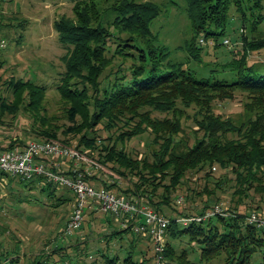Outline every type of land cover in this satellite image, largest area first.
Returning a JSON list of instances; mask_svg holds the SVG:
<instances>
[{
  "label": "trees",
  "instance_id": "16d2710c",
  "mask_svg": "<svg viewBox=\"0 0 264 264\" xmlns=\"http://www.w3.org/2000/svg\"><path fill=\"white\" fill-rule=\"evenodd\" d=\"M74 1L76 19L62 18L55 24L60 43L68 48L63 57L66 69L59 86L60 93L71 104L67 113L73 125L63 131L66 137L60 141L59 127L52 126L46 117L40 115L39 112L45 108L47 88L33 80L12 78L8 82L16 98L10 103L0 97L1 115L7 111L17 115L24 108L33 113L34 122L30 130L37 133V137L43 138L42 141L55 139L63 145L68 144L80 151L85 150L86 153L101 146L103 153L100 154V160L112 173L115 174L113 170H116L118 176L126 179L123 181L126 188L118 181L109 182L96 172L89 174L81 171L84 178L92 186L105 187L117 195L136 198L140 203L170 218L172 222L166 236L168 257H176L178 261L187 260L184 251L177 253L172 240L189 237L191 241L200 242V239H203V248L199 260L193 259L191 263L186 264L212 261L223 250L227 255L229 251H235V264H252L254 256L260 252L258 248L264 246V225L250 223L248 219L253 212L262 215L261 212L246 213L241 212L238 206L224 207L225 215L212 216L202 222H192L185 226L177 222L176 218L204 216L217 202L205 205L196 200L195 211L188 213L178 210L176 214H165L164 210L170 207L175 199L177 205L184 202L183 197H177V193L189 172L195 173L198 178H204L208 184H214L216 194L225 190L228 183H232L233 196L239 197V204L243 203L244 198L249 199L252 191L264 193V70H259L260 67L254 63L250 64V54L264 50V34L258 39H249L247 34H243L242 50H232V59L229 62L218 63L222 67L221 70L210 69L208 77H197L188 72L184 63L169 61V54L156 44L157 37L151 30V24L161 14L158 4L150 1L119 0L106 11L96 6L90 11L87 5L83 9L80 8L81 3L86 0ZM185 1L194 32L186 49L190 57L198 63L203 62V47L198 45V39L199 43L201 39L219 42L233 18L232 10L237 14L243 13L244 1L252 2L254 5L250 6L255 11L264 9V0ZM242 22L245 25L244 21ZM261 26L255 27V31L252 26V34L261 30ZM201 35L203 38H200ZM128 47H132L139 54L126 52ZM116 61H120L118 69L104 76L105 81H108V85L104 87L100 78ZM221 72L234 74L237 79L233 82L216 79ZM75 80L82 82L83 88L78 86L80 83H72ZM238 90L248 92L255 103L246 106L253 115L241 122L231 116L225 117L217 111L218 104L232 100ZM25 98L28 100L27 104H24ZM179 106L199 109L196 115L198 130L195 133L203 132V135L196 138L194 144L177 140L176 136L182 133L183 128L176 114H184V111H179ZM153 112L171 113L172 117H152ZM127 116H132V119L138 117L141 121L135 130L131 133L121 132L116 140L124 143L125 140L150 129L156 136V142L162 141L160 149L153 153V162L147 158H134L125 150H118L116 144L106 145L99 137V125H104L110 130L117 127ZM39 121L42 124L40 129L36 128ZM70 134L74 139L68 137ZM29 142L12 139L0 150L24 148ZM92 153L94 156L95 153ZM62 172L74 174L72 171ZM0 173L19 179L27 187L34 185L35 181L44 182L42 190L47 192L49 197H55L56 191L61 188L45 181L43 177L27 182L19 177ZM151 186V190L146 189ZM159 187H163L164 192L156 200L154 196ZM65 190L72 193L68 188ZM188 200L190 197L187 195L185 202ZM68 201L70 199L62 196L57 199V204L62 205ZM110 220L111 225L116 221L113 216ZM219 224L223 226V230ZM130 232L132 231L129 228L113 230L105 238L110 243L117 236L122 239L124 233ZM139 236L151 241L150 238L140 234ZM135 247V244L131 246V250L123 259L124 264L143 262L135 261ZM62 249L67 248L57 245L55 251ZM52 255L53 253L47 252L38 254L26 264H52ZM68 255L65 253L62 256L65 258L61 264H91ZM11 256L0 252V264H4L9 258L10 264H20L17 251L14 250ZM101 257L105 260L103 264H119L121 261L118 255L109 253L102 252ZM153 258L155 259V255Z\"/></svg>",
  "mask_w": 264,
  "mask_h": 264
},
{
  "label": "rangeland",
  "instance_id": "374dc122",
  "mask_svg": "<svg viewBox=\"0 0 264 264\" xmlns=\"http://www.w3.org/2000/svg\"><path fill=\"white\" fill-rule=\"evenodd\" d=\"M118 1L86 0L81 3L82 7L80 8L83 9L87 5L86 7L91 11L92 7L96 6L100 10L106 11ZM135 1H150L161 7V14L151 24V30L157 37L156 44L169 54V61L184 63L188 72L194 73L197 77H208L210 69L221 70L222 67L218 63L229 62L232 59V50L237 52L242 50L243 34H247L249 39H258L261 34H264V23H262L264 20V9L255 11L250 6L254 5L252 2L244 1L243 13L237 14L233 10L231 11V17L233 18H231L228 29L225 35L219 39V42L216 40L207 41L205 39V43H199L198 39V45L203 47L201 54L203 62L198 63L190 57L186 49V45L193 38L194 32L185 0ZM75 5L76 2L74 0H0V97L10 103L15 100L14 91L8 85V82L12 78L24 81L33 80L37 84L45 86L47 88L44 103L45 108L39 113L41 116L46 117L49 124L56 128L59 127L60 141L66 137L63 131L73 124L67 113L68 109L71 108V104L59 91L63 73L66 69L63 57L67 53L68 48L60 43L55 24L62 18L76 19ZM102 14H100L99 18L102 17ZM242 21H244L245 25H243ZM260 25H262L260 28L262 31L259 30L253 35L251 32L252 26L255 31V27H260ZM200 38H203V35ZM225 39H229L231 42L226 44ZM219 43L222 45H218ZM113 49H115V45ZM125 51L136 55L139 54L132 47L126 48ZM115 63L100 78L103 81L102 83H104V87L108 85V81H105L106 77L104 76L108 75L111 71L116 72L120 61H116ZM252 63L260 67L259 70H264V50L250 54V64ZM216 79H225L233 82L237 77L234 74L221 72L218 73ZM72 83H80L78 86L83 88L82 82L78 80ZM252 99V96L248 92L238 90L234 93L232 100L221 102L217 106L218 110H216L223 113L225 117H233L237 122L245 121L253 115L246 108L248 105L255 104ZM27 101V98H25L24 104H27ZM179 111H184V114L182 112L176 114L180 118L183 130L182 133L176 136L177 140L194 144L195 139L201 138L203 135V132H199V134L195 133L198 130L196 115L199 109L179 106ZM32 114V112L29 113L24 108L17 115L10 111L1 115L0 111V128L4 129L7 135L14 140L44 142L42 141L43 138L37 137V133L30 130L34 122ZM152 117L163 119L172 117V114L153 112ZM77 119H80L79 115ZM140 121L138 117L132 119V116H127L117 127L110 130L106 129L104 125H99L97 127L99 129L98 135L106 142V145L116 144L118 150H125L134 158H147L153 162V153L160 149L162 141L157 143L156 136L150 129L131 139L126 138L128 140H125L124 143L116 140L121 132L129 131L131 133V131L135 130L136 125ZM37 125L36 128L40 129L42 124L39 121ZM68 137L74 139L72 134L68 135ZM109 137H112V139ZM64 145L71 147L68 144ZM100 148L93 151L89 150L88 153L82 150L81 152L88 157V161L79 162L78 165L70 163V165L73 164L71 167L85 173L89 169L91 173L96 172L111 183L118 181L122 187L126 188V183L123 182L126 179L124 180V178L118 176L116 170H113L114 174L108 169L109 167L106 168L107 166L103 165L102 160H100L101 153L103 152ZM92 152L95 153L94 156H92ZM218 175L220 176V174ZM109 176H113L114 178L112 179ZM13 180L20 187V184H22L20 180ZM232 186V183H228L226 188H224L225 190H221L216 194L214 184H208L204 178H198L195 173L189 172L183 179L182 185L179 186V193H177V197H183L184 202L182 205H177L176 199L173 200L171 206L165 208L164 213L176 214L178 210L184 213L194 212V201L197 200L205 205H212L217 202L216 205H223L225 208H235L238 206L241 212L246 213L259 211L262 213L260 215L264 219V193L252 191L251 197L249 199L244 198L243 203L239 204V197L233 196L234 188ZM152 188L153 186L146 189L151 190ZM5 190V196L0 200V239H5L3 241L4 245L12 247L13 251L19 252V261L22 255L24 256V253H27L28 258L25 256L22 264H26L31 258H35L37 254L46 252L53 253L52 264H61L60 262L65 258L62 256L65 253L67 255L69 253L68 256L71 257H78L76 259L81 262L103 264L105 260L101 257L102 252L118 255L121 258L119 264H124L123 259L131 250L130 244L132 242L130 235L126 233L127 235L124 234L122 239L117 236V238L108 243L105 236L113 232V230L123 228L120 223L114 221L112 222V227L104 230V225L111 223L109 221H111L110 217L112 216L103 212L101 214L98 213L100 210H95V205H92L87 210L82 227L73 235L66 237L62 231L67 225L74 205L70 202L58 205L57 197H62L63 194L65 195L63 197H72V194L68 193L69 191L62 189L56 191V197H49L45 193H41L42 191L39 189H35L32 192L26 189L22 194L20 193L21 190H17V192ZM163 192V187H159L154 196L155 199L158 200ZM207 192L213 193L208 194ZM187 195L190 197V200L186 203ZM219 227L222 230L224 229L220 224ZM135 241V251L137 252V255L134 256L135 261L139 262L142 260L141 264H156L153 258V255H155L153 243L141 236L138 239L136 238ZM202 241L203 239H200V242L199 240L191 241L189 237L172 240L177 253L181 254L183 251L186 253L187 260L185 261H178L176 257L171 258L169 256L172 259L170 260L166 255V243L164 262L162 264H186V262L191 263L193 259L199 260L203 248ZM57 245H62L67 249L56 252ZM258 250L260 252L256 253L252 264H264V246H260ZM234 253L235 251L231 250L229 251V255H227L226 251L223 250L212 261H203L201 264H235Z\"/></svg>",
  "mask_w": 264,
  "mask_h": 264
},
{
  "label": "built area",
  "instance_id": "2783aa9c",
  "mask_svg": "<svg viewBox=\"0 0 264 264\" xmlns=\"http://www.w3.org/2000/svg\"><path fill=\"white\" fill-rule=\"evenodd\" d=\"M200 42L205 43V39H201ZM230 42L229 39H225L226 44ZM69 160L79 163L88 161V157L80 150L65 146L56 140L30 141L24 148L0 150V172L27 182L43 177L45 181L58 187L70 189L75 196V203L63 230L66 237L73 235L82 227L87 210L95 205L101 212L113 216L123 229L129 228L136 234L150 238L154 247V260L156 264H162L171 219L140 203L136 198L117 195L105 187L92 186L78 170L68 175L52 164ZM86 172L91 174L88 170ZM225 214L223 205L217 204L204 216H180L176 220L188 226L192 222H202L206 218ZM248 221L259 226L264 225L263 217L256 212L251 214Z\"/></svg>",
  "mask_w": 264,
  "mask_h": 264
},
{
  "label": "crops",
  "instance_id": "0c3cea01",
  "mask_svg": "<svg viewBox=\"0 0 264 264\" xmlns=\"http://www.w3.org/2000/svg\"><path fill=\"white\" fill-rule=\"evenodd\" d=\"M10 141H12V138L9 136V135H7V133H6V131L4 130V129H2V128H0V148H2V147H6L9 143H10ZM70 163H74L75 165H78V163H76V162H73V161H71V160H69V161H67V162H56V163H52V164H54V166L55 167H57L59 170H62V171H65V172H67V171H75V170H77V169H73L71 166H73V164L72 165H70ZM87 170V169H86ZM88 171H89V169H88ZM45 186V184H44V182H38V181H35V184L34 185H31L30 187H27V186H25L24 184H20V187H21V189H20V187H19V185H17V183L13 180V178H11V177H9V176H6V175H3L2 173H0V200L5 196V189H7V190H9V191H13L14 190V192H17V190H21L20 191V193L22 194L26 189L27 190H30L31 192L33 191V190H37V189H39V190H41L42 192L41 193H45L47 196H48V193L47 192H44L43 190H42V188ZM3 189H4V191H3ZM62 189H65V188H59L57 191H59V190H62ZM3 191V192H2ZM69 193V192H68ZM71 193V192H70ZM24 194H26V193H24ZM72 194V197H64V198H68V199H70V201H68V202H70V203H72L73 205H74V203H75V196H74V194L73 193H71ZM56 195V194H55ZM64 195V194H63ZM62 195V196H63ZM65 196V195H64ZM56 197V196H55ZM58 199L59 198H61V197H57ZM1 202V201H0ZM9 208V207H8ZM95 210H98L97 209V207H96V209ZM98 213H100L101 214V211H98ZM98 213H96V215L97 216H99L98 215ZM104 230H107L108 228H110V227H112V225H111V223L108 225V224H106V225H104ZM108 232V231H107ZM124 234H126V233H124ZM123 234V235H124ZM127 234H129L130 235V238H131V244H130V246H132V245H134L135 244V246H136V241H135V239L137 238H139V234H136V233H127ZM126 234V235H127ZM5 239H0V252L2 253V252H6V253H8L9 255H10V257H12L11 255H13V248L12 247H10V246H6V245H4V243H3V241H4ZM138 241V240H137ZM19 250V249H18ZM19 253V252H18ZM27 254V253H26ZM25 253H24V256L22 255V257L20 258V264H22V260H23V258L25 259V256H27ZM35 254V253H34ZM34 254H32V255H34ZM38 255V254H37ZM127 255V254H126ZM26 258H28V256L26 257ZM10 262H11V260H10V258L9 259H6L5 261H4V264H10Z\"/></svg>",
  "mask_w": 264,
  "mask_h": 264
}]
</instances>
